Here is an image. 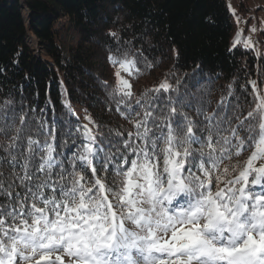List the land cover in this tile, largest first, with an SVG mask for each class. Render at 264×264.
Here are the masks:
<instances>
[{
	"label": "snow or ice",
	"instance_id": "snow-or-ice-1",
	"mask_svg": "<svg viewBox=\"0 0 264 264\" xmlns=\"http://www.w3.org/2000/svg\"><path fill=\"white\" fill-rule=\"evenodd\" d=\"M137 55L107 57L130 130L0 106V264H264V89L246 112L232 84L215 107L167 78L137 96Z\"/></svg>",
	"mask_w": 264,
	"mask_h": 264
},
{
	"label": "trees",
	"instance_id": "trees-1",
	"mask_svg": "<svg viewBox=\"0 0 264 264\" xmlns=\"http://www.w3.org/2000/svg\"><path fill=\"white\" fill-rule=\"evenodd\" d=\"M234 30L226 0H0V106L11 102L17 114L55 121L58 134L65 121L83 124L78 109L104 133L130 130L107 96L114 84L107 57L139 50L142 74L131 80H147L134 88L137 96L167 78L180 81L179 94L194 106L215 107L232 84L233 103L239 97L246 112L247 82L264 89V20L260 55L240 44L229 51ZM145 58L155 65L150 70Z\"/></svg>",
	"mask_w": 264,
	"mask_h": 264
},
{
	"label": "rangeland",
	"instance_id": "rangeland-1",
	"mask_svg": "<svg viewBox=\"0 0 264 264\" xmlns=\"http://www.w3.org/2000/svg\"><path fill=\"white\" fill-rule=\"evenodd\" d=\"M227 6L231 7V14L235 12V16H233L235 22V30L232 38V42L236 38V34L239 31L241 33V41L244 40H251L253 47L251 50L257 52L258 50V43L256 42V36L260 28L262 27L263 20H264V0H226ZM237 17L239 18V23H237ZM255 27L256 31L253 32L251 29ZM240 45H243L240 43ZM115 69H111V75L113 77ZM128 78V77H126ZM131 79V78H130ZM147 80L145 79H133L131 80L133 84V90L135 87L139 85H144V82ZM77 115H79L81 121L83 123H87L84 119L87 113L84 110L78 109ZM67 259V258H65ZM59 264V262H57Z\"/></svg>",
	"mask_w": 264,
	"mask_h": 264
}]
</instances>
